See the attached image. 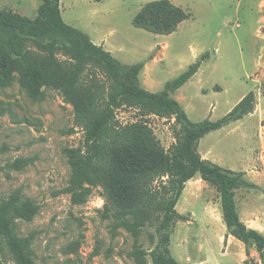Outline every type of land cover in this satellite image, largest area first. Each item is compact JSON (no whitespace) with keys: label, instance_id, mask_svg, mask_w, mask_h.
<instances>
[{"label":"rangeland","instance_id":"1","mask_svg":"<svg viewBox=\"0 0 264 264\" xmlns=\"http://www.w3.org/2000/svg\"><path fill=\"white\" fill-rule=\"evenodd\" d=\"M153 1L158 0H61L60 6L67 24L88 34L123 65L143 64L139 85L151 92L163 91L207 54L199 72L172 94L192 122L223 118L251 91L257 102V115L251 119L264 121V0H170L190 18L167 36L133 25ZM41 4L0 0V10L34 18ZM10 43L21 47L44 81L39 97L32 96L18 74L7 87L0 86V203L19 198L34 208L29 219H11L18 236L30 241V264H136L132 252L150 253L157 235L151 226L138 236L118 226L112 214L120 209L113 207L99 179L107 169L101 167L105 145L88 158L90 179L79 196L66 192L73 171L68 152L84 155V130L112 107L120 90L106 78L102 56L87 52L76 34L54 29L0 31V48ZM117 119L121 126L146 125L166 154L177 144L174 118L124 108ZM244 123H231L202 139V149L213 150L216 164L239 167L245 131H251ZM14 162L19 167L9 169ZM254 163L253 171L262 175L256 180L263 183L239 190L236 198L240 219L264 234V160L259 155ZM170 172L162 183L170 180ZM161 181L152 191H161ZM162 203L157 191L145 206ZM176 209L188 217L175 224L171 236V254L180 264H264L255 247L230 238L220 195L209 183H187ZM0 261L19 264L2 235ZM145 261L151 264V257Z\"/></svg>","mask_w":264,"mask_h":264},{"label":"trees","instance_id":"2","mask_svg":"<svg viewBox=\"0 0 264 264\" xmlns=\"http://www.w3.org/2000/svg\"><path fill=\"white\" fill-rule=\"evenodd\" d=\"M103 2L104 0H93ZM61 0H42L34 18L8 10H0V31L27 30L47 32L50 29L65 34H76L87 52L99 54L104 61L106 78H112L120 90L113 105L100 119L86 130L85 153L79 157L77 152H68L72 165V175L66 192L79 196L83 184L90 179L92 153L103 149L101 167L107 168L99 174L100 180L109 194L116 210L112 215L118 226L134 236L148 227H154L157 244L150 252L137 249L132 252L136 264H147L145 257H151V264H180L171 254L170 244L176 223L188 221V217L177 211V205L186 188V184L200 177L209 183L220 195L222 217L229 235L243 243L246 248L255 247L260 258L264 259V234L250 229L240 219L237 192L244 188L257 186L245 179V174L224 168L203 159L199 152L200 141L207 135L223 129L231 123L240 121L255 110L256 96L248 93L226 116L217 120L192 122L181 104L172 94L185 86L200 70L208 58L205 54L200 61L192 64L188 70L175 80L168 82L161 92H151L139 85V74L143 64L123 65L103 46L96 45L90 36L67 24L62 16ZM190 18V14L170 0H158L146 4L133 19L136 28L155 35H171ZM14 74H18L29 88L32 96L42 95L44 81L38 77L35 64L26 56L21 47L10 43L0 48V86L7 87ZM124 108H140L146 113H155L175 119L178 138L170 154H166L156 141L152 131L144 124L121 126L118 112ZM75 132V130H70ZM103 146V147H102ZM9 169L19 167V162L8 164ZM171 171V172H170ZM170 175L167 185L161 179ZM161 181V191L153 189ZM154 187V186H153ZM159 191L163 197L162 205L147 207L145 202L153 192ZM34 208L29 201L19 198L0 203V235L16 255L19 264H30L27 252L30 241L19 237L11 219H29ZM249 255L248 250H246ZM0 264H3L0 261Z\"/></svg>","mask_w":264,"mask_h":264},{"label":"crops","instance_id":"3","mask_svg":"<svg viewBox=\"0 0 264 264\" xmlns=\"http://www.w3.org/2000/svg\"><path fill=\"white\" fill-rule=\"evenodd\" d=\"M255 96H256V94H255ZM242 99H240V101ZM256 106H257V102H256V105H255L254 112L244 118L245 121H246V123H244V124L248 125L249 128H251V131L249 132V134H247V132H246L247 129H246V131H245L246 134L244 133L245 136H246V138H244L245 139V143H244V145H242V147L240 149L243 152V156L240 158L242 161H240L238 163L239 167L232 168L230 170L244 173L245 177L247 178V181H249V182L255 184L257 187H259V186H261V183H263V182L257 181L256 179L257 178L258 179L261 178L262 175L259 172L253 171V169H254V166H255L254 162L259 157V155H260V158L264 160V153L260 152L261 149L264 150V125H263L264 121H261L258 118L251 119L252 117H255L257 115ZM244 119H242V120H244ZM242 120H240V121H242ZM237 122H239V121H237ZM201 141H200V144H199V150H200L199 152H200L201 156L203 157V159H206V160L211 161V162L216 164L215 159L213 157V150H211L210 147H207V148H205L203 150L202 149L203 145H201V143H202ZM243 161H244V163H243ZM241 162H242V164H241ZM252 166H253V168H252ZM195 179L202 180L199 176L196 177ZM190 182H192V180L189 181L188 183H190ZM244 223L247 225L248 228L254 229V230H257V231L261 232L259 227L255 226L253 224H249L247 222H244ZM231 237L232 236L230 235V238Z\"/></svg>","mask_w":264,"mask_h":264}]
</instances>
